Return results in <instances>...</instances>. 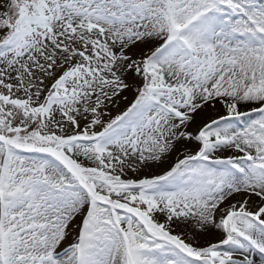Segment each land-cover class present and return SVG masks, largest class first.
Wrapping results in <instances>:
<instances>
[{
	"label": "snow or ice",
	"instance_id": "6c2138e0",
	"mask_svg": "<svg viewBox=\"0 0 264 264\" xmlns=\"http://www.w3.org/2000/svg\"><path fill=\"white\" fill-rule=\"evenodd\" d=\"M0 264H264V0H0Z\"/></svg>",
	"mask_w": 264,
	"mask_h": 264
}]
</instances>
